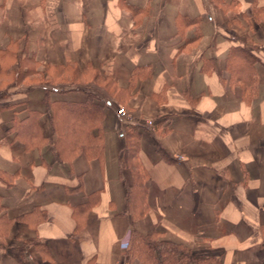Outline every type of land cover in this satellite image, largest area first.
<instances>
[{
    "label": "crops",
    "instance_id": "1",
    "mask_svg": "<svg viewBox=\"0 0 264 264\" xmlns=\"http://www.w3.org/2000/svg\"><path fill=\"white\" fill-rule=\"evenodd\" d=\"M235 49L253 57L233 71L255 73L251 98L231 82ZM27 65L91 79L23 83ZM0 70L5 247L33 264H125L134 230L264 264V0H0ZM88 95L103 105L100 157L57 162L50 143L25 149L7 132L38 110L48 133L44 98ZM0 264L20 263L0 249Z\"/></svg>",
    "mask_w": 264,
    "mask_h": 264
},
{
    "label": "trees",
    "instance_id": "2",
    "mask_svg": "<svg viewBox=\"0 0 264 264\" xmlns=\"http://www.w3.org/2000/svg\"><path fill=\"white\" fill-rule=\"evenodd\" d=\"M237 58L239 60H236ZM246 60L252 62L253 57L245 50L235 49L230 51L227 56L228 72L230 77H233L231 82H238L244 85L245 99L251 98L256 94V75L252 72L247 80L240 81L233 71L236 67H240V61L245 62ZM32 72L41 73V76H45L48 73L47 70L38 72L35 71L34 67L28 66L23 73ZM4 78V72L0 70V79ZM44 103L46 112L49 113L50 128L48 133L42 131L39 123L42 113L38 110H28L26 115L21 118L14 116L11 120V125L7 128V132L14 133V137L23 143L25 149L39 148L45 143H50L54 160L57 162H70L78 154L86 157L101 156L103 105L98 102L95 96L88 95L83 101H49L44 98ZM137 142L138 134H135L133 145H137ZM138 190L141 191L142 195L144 194L142 183L138 184ZM144 211L145 205H142L139 214ZM8 224L9 220L4 217L0 219V239L5 235ZM0 249L20 264H33L26 259L24 249L21 247L12 249L5 247L0 241ZM124 261L125 264H218L212 259L197 256L182 244L160 239L156 233L140 235L134 230L129 234ZM40 264L55 263L49 261Z\"/></svg>",
    "mask_w": 264,
    "mask_h": 264
},
{
    "label": "rangeland",
    "instance_id": "3",
    "mask_svg": "<svg viewBox=\"0 0 264 264\" xmlns=\"http://www.w3.org/2000/svg\"><path fill=\"white\" fill-rule=\"evenodd\" d=\"M28 66V65H27ZM35 68V67H34ZM10 71V70H9ZM47 75L41 76V73H33L29 76L24 75L22 82L23 83H39L48 81L50 83H57V82H73V81H84V80H90L91 76L88 75L87 77L80 76L75 72V68L73 67L72 70L65 71L62 69V67L55 66L52 68V71L48 70ZM66 72V73H65ZM19 76V73H18ZM11 82V80L8 79H0V89L4 88L6 85H8ZM123 107V106H122ZM126 114V108L123 107ZM148 120V119H147Z\"/></svg>",
    "mask_w": 264,
    "mask_h": 264
},
{
    "label": "built area",
    "instance_id": "4",
    "mask_svg": "<svg viewBox=\"0 0 264 264\" xmlns=\"http://www.w3.org/2000/svg\"><path fill=\"white\" fill-rule=\"evenodd\" d=\"M117 113L120 115V116H124L125 115V110L122 106H119L117 108ZM146 124L147 125H151L152 124V121L151 120H146ZM179 159H181V157H178Z\"/></svg>",
    "mask_w": 264,
    "mask_h": 264
}]
</instances>
